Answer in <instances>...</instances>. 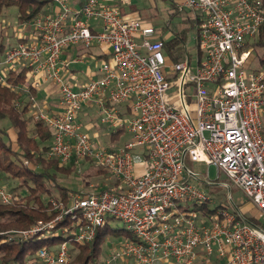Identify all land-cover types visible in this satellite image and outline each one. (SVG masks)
Masks as SVG:
<instances>
[{"label":"built area","instance_id":"1","mask_svg":"<svg viewBox=\"0 0 264 264\" xmlns=\"http://www.w3.org/2000/svg\"><path fill=\"white\" fill-rule=\"evenodd\" d=\"M52 1L55 10L20 23L31 25L30 32L1 55L0 85L11 70L26 69L29 108L52 133L47 157L63 164L75 159L78 166L88 161L118 184L72 193L67 204L51 198L61 210L53 220L16 230L13 238L28 240L70 222V231L60 229L67 240L40 248L33 264L70 263V244L90 241L109 218L122 221L135 240H123L98 264H264V66L250 67L246 45L264 27V0H182L178 7L200 20L198 51L171 64L153 25L125 17L105 0L77 8L74 0ZM95 43L108 46L109 57L96 62L97 77L75 87L61 55ZM46 81L58 86L55 112L30 94ZM88 104L100 123L130 133L131 141L113 151L94 142L77 120ZM187 156L225 175L233 211L206 209L210 196L197 172L185 167ZM231 185L260 211L261 224L233 201ZM13 199L0 187L1 203Z\"/></svg>","mask_w":264,"mask_h":264},{"label":"trees","instance_id":"2","mask_svg":"<svg viewBox=\"0 0 264 264\" xmlns=\"http://www.w3.org/2000/svg\"><path fill=\"white\" fill-rule=\"evenodd\" d=\"M48 3L49 0H0V24L1 14L5 8L15 7L19 22H26L43 11ZM258 31L253 38L246 41V45L253 46L254 50L264 48V27ZM181 34H183L181 37H174L164 43L168 51L165 56L173 63L182 60L184 55L182 47L186 37L184 32ZM6 49L0 32V56ZM255 55L258 58V65L250 67L256 70L264 65V55L259 53ZM104 59L107 57L104 56ZM26 76V69L19 72L11 70L7 75V84L0 85V173H5L19 181L16 188H12L16 195L13 201L7 204L0 202V232H2L0 233V264L13 262L29 264L24 261L26 254H29L28 261H30L36 257V252L40 248L50 249L67 240L69 235L67 237L60 230L64 227L67 231L71 230L67 218L58 222L55 229L46 237L34 236L28 240H18L5 231L28 229L38 221L53 220L61 210L52 207L48 203L49 199L59 198L67 204L70 194L79 192L59 181V175L61 177L76 171L78 165L75 159L63 164L58 159L47 157L52 136L50 129L42 120L34 118L29 121L26 117L29 93L22 89V85L27 81ZM166 76L170 81L175 79V75L166 73ZM36 90L31 88L30 94L36 95ZM17 102H20L19 106H16ZM109 151L113 150L109 148ZM102 172L109 173L107 169L98 168V173ZM114 184L117 185L118 182ZM20 191L25 193L19 195ZM104 227L106 224L98 226L90 241L82 244L74 243V249L77 251L68 264H89L99 258L102 245L108 239L109 230L104 232ZM126 232V240H135L127 230Z\"/></svg>","mask_w":264,"mask_h":264},{"label":"rangeland","instance_id":"3","mask_svg":"<svg viewBox=\"0 0 264 264\" xmlns=\"http://www.w3.org/2000/svg\"><path fill=\"white\" fill-rule=\"evenodd\" d=\"M122 1V0H121ZM132 4L134 5L137 10H135L131 16L132 18L139 19L142 22H146V24L153 25L157 29H161L164 27L166 24L167 20L173 21L174 25L176 27H181V26H187L186 30V48H188L189 53L195 54V39H194V32L189 31V25L186 22L180 21V16L178 14L174 15L173 18L170 17L169 14V4L170 0H129ZM111 6H116L118 7L123 14L122 11L127 10L128 5L124 4L123 1L119 4V1H115V4L111 0L108 2ZM118 3V4H117ZM50 4H53L54 6L51 7ZM49 6V7H48ZM56 4L52 1L49 0V3L44 7L43 11L40 13H50L53 10H55ZM39 13V14H40ZM1 24H0V32H1V37L2 40L5 44L6 47L10 46L11 44H15L17 41V36H28L30 32V27L31 25H25L24 27L20 25L21 22L18 20V15H17V9L15 7H8L3 10V14H1ZM127 17V16H125ZM129 18V17H128ZM171 18V19H170ZM187 24V25H186ZM93 45V44H92ZM74 46H82L80 44L74 45ZM73 46V47H74ZM108 47V46H106ZM252 48L253 46H248ZM88 48V47H86ZM109 48V47H108ZM110 50V48H109ZM108 50V51H109ZM110 53V51H109ZM256 53H259L260 55H264V48H256L250 55L249 61H252V66L257 65L258 58H256ZM109 57V54H108ZM107 57V58H108ZM195 61H193L194 63ZM189 86H187V90H189ZM38 97V95H37ZM41 97V96H39ZM38 97V98H39ZM40 102V101H39ZM189 102H191V98L189 97ZM42 103V101L40 102ZM48 109V108H47ZM50 112V111H47ZM192 115H194V111H192ZM195 116V115H194ZM26 117H28L29 121L34 120V114H33V109L28 108V111L26 113ZM96 123L100 125L98 119H96ZM121 131V130H120ZM89 133V132H88ZM93 141L96 142L97 144L100 145H106L107 147L111 148L112 150L114 146H122L124 142L131 141L132 137L130 133L121 131L119 134V139L114 143L110 142L109 139L105 136H96L94 137L91 134ZM185 167L188 170H193L197 172L199 178L201 181H198L197 183L200 184L201 188L204 190V192L210 196V199L206 203V209H215V210H221V209H227L228 211H233V206L230 203L229 200V195H228V188L223 185V183L229 182L225 175L220 171L218 173V169L214 167L213 165L207 166L206 163L203 162H198L191 160L189 156L185 158ZM98 168L94 164L84 161V163H80L79 166H77L76 171L74 173H71L69 175L61 176L59 175V181L64 184L65 186L73 189H77L79 192H74V193H87L92 190H101V189H106V188H111L113 186H116L114 183L116 179L114 176L109 172H102L98 173ZM136 172H139L142 170V168L138 165L136 167ZM203 181V182H202ZM207 181V183H206ZM205 182V183H204ZM19 181L17 179H12L10 176H8L5 173H0V187L3 189H6L7 191H10L13 193L14 198H15V192L12 191V188H16L17 184ZM19 195L24 194V191L18 192ZM230 194L232 195L233 201L235 203L243 208L244 214L247 217L248 220L253 221L256 224H261V217H260V211L257 210V208H254L251 206L250 208H245V197L242 195L240 190H238L235 186L231 185V192ZM19 229H9L6 230L5 232L10 234L11 237L14 235L17 236V231ZM25 230V229H22ZM107 240L103 243L102 245V253L99 256L98 259H95L91 261L89 264H98L99 261L103 260L106 258L108 253H110L111 249L114 247H118L123 240H125L127 232L124 229V224L122 221L114 218H109L106 227H104L103 231L107 232ZM2 233V232H0ZM65 235V233H63ZM17 239V238H16ZM72 245L71 247V258L74 256L75 252L77 251L75 248L74 243L70 244ZM27 253V252H26ZM29 254H26L25 256V263L33 264L36 261V258H32L30 261H28ZM10 264H19L18 262H13ZM175 264V263H173ZM195 264H203L200 261H197ZM208 264H215L213 263V260H211Z\"/></svg>","mask_w":264,"mask_h":264},{"label":"crops","instance_id":"4","mask_svg":"<svg viewBox=\"0 0 264 264\" xmlns=\"http://www.w3.org/2000/svg\"><path fill=\"white\" fill-rule=\"evenodd\" d=\"M107 1L109 2L110 0H105L106 3ZM112 1L115 4L116 0H111V2ZM117 1H119V4L123 1L124 4L128 5L127 10L122 11L125 16L127 17L133 16L132 13L135 10H137V8L134 5L130 4L131 2L129 0H122V1L117 0ZM170 1L171 2L168 7L170 8L169 9L170 17L173 18L174 15L178 14L181 17L180 21L188 23L189 31L194 32L193 34H194L195 47H196V36H197L196 33L198 31L200 20H198V18L195 17V13H193L188 8L185 7L183 9H180L178 7V5L182 4L183 2L182 0H170ZM83 2L84 0H74L72 5L73 7L77 8V7H80ZM50 5L51 7L54 6L53 4H50ZM155 29L157 30V37H160L161 39H163L165 43L166 41L172 40L174 37L176 38L181 37L183 35L181 34L182 32L185 33V37H186L187 26L176 27L173 21L167 20L164 27H162L161 29H157V28ZM185 42H186V38H185V41L182 47L184 49V55L182 57V60H185L187 57L193 58L198 51V47H196L195 50L193 49V51H195V54L189 53L188 48H186ZM163 49H164L165 54H167L168 53L167 49H165V47ZM108 50L109 48L106 47L105 45H99L95 43L88 48H85L82 46H74V47H71L69 50L65 51V53L63 52V54L61 55V59L68 62V66H67L68 70L66 69V71H64L65 77L67 78V80H71L72 83H74V86L78 87V86L83 85L88 80L97 77L99 73L96 70L95 64L98 60L104 59V56L108 57V54H109ZM253 51L254 49L252 50V52ZM80 58H82L83 60L76 61L77 59H80ZM0 59H1V56H0ZM182 60H179V61H182ZM167 61L169 62V64L173 63L169 59ZM257 65H258V61H257ZM250 66L256 67V66H252V61H250ZM261 66H264V65H261ZM167 73L171 74V72L169 71H167ZM57 93H58V86L52 81H46V82H42V85L40 86V88L36 90L35 96L36 97L37 95L38 97L41 96L39 98L37 97L38 100L40 102L42 101L46 103V106L50 112H55L56 110L55 107H57V100H58ZM96 119H98L100 123L99 116L97 115L96 110H95V106L89 105V104L83 106V108L81 109V111L78 113V116H77V120L81 123L82 128L85 131L89 132L90 135L92 134L94 137L105 136L109 139L110 142L115 143L119 139V134L121 132H118V130H113L110 127L102 123L98 125L96 123ZM128 142L129 141L124 142L122 146H114L113 149L119 150L123 148V146ZM245 205H246L245 208L251 207V204L249 203L248 204L245 203Z\"/></svg>","mask_w":264,"mask_h":264}]
</instances>
